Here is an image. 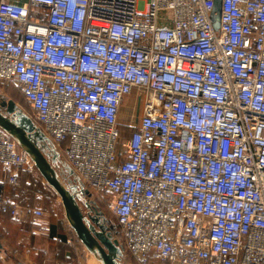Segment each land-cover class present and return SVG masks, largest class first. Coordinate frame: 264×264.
Instances as JSON below:
<instances>
[{
	"label": "built area",
	"instance_id": "2783aa9c",
	"mask_svg": "<svg viewBox=\"0 0 264 264\" xmlns=\"http://www.w3.org/2000/svg\"><path fill=\"white\" fill-rule=\"evenodd\" d=\"M213 5L0 0V84L106 197L137 264H264V0H221L218 30ZM35 170L0 128V182ZM0 213L45 217L4 199Z\"/></svg>",
	"mask_w": 264,
	"mask_h": 264
},
{
	"label": "water",
	"instance_id": "95a60500",
	"mask_svg": "<svg viewBox=\"0 0 264 264\" xmlns=\"http://www.w3.org/2000/svg\"><path fill=\"white\" fill-rule=\"evenodd\" d=\"M220 11L221 0H214L211 21L215 30L219 29ZM138 108L139 102L135 112L136 119ZM0 128L28 155L37 172L59 197L64 217L86 252L99 264H121L123 248L97 217L102 213L91 215L80 205L79 194L88 193V190L78 185L73 170L61 160L55 146L32 118L11 99H0ZM57 162L62 163L70 179L62 176ZM85 209H89L87 203ZM1 247L0 244V249Z\"/></svg>",
	"mask_w": 264,
	"mask_h": 264
},
{
	"label": "crops",
	"instance_id": "0c3cea01",
	"mask_svg": "<svg viewBox=\"0 0 264 264\" xmlns=\"http://www.w3.org/2000/svg\"><path fill=\"white\" fill-rule=\"evenodd\" d=\"M8 1L15 4L22 2V0ZM26 176L23 174L20 177V184ZM7 187L10 186L0 182V199L14 201L21 207L45 209L44 202L47 199L44 200L41 195L47 194L49 198L53 196L52 189H7ZM55 200L59 202L58 198ZM53 204L56 205V201H53ZM0 244L2 246L0 264L8 262L10 264H80L78 255H82L81 245L73 237L63 238L58 225L51 222L46 214L44 218L28 219L0 213Z\"/></svg>",
	"mask_w": 264,
	"mask_h": 264
},
{
	"label": "rangeland",
	"instance_id": "374dc122",
	"mask_svg": "<svg viewBox=\"0 0 264 264\" xmlns=\"http://www.w3.org/2000/svg\"><path fill=\"white\" fill-rule=\"evenodd\" d=\"M1 98L13 100L16 103V105L24 113L28 115L31 114L28 104L24 101V99L21 97L19 92L17 90H14L12 87L4 86L0 84V99ZM136 108H137V99L135 98V95L133 94L128 96L122 103L120 114H119V127L121 129V133L123 137H127L134 126ZM33 173L34 174H28L22 180L20 186L16 188L7 187V189H52L51 187L47 185V183L44 181V179L40 176V174L36 170ZM91 195H92L91 200L95 202V206L102 213L103 217L107 219V221L110 224V227H112L113 231L111 232V235L113 238H115L119 232V227L116 224V221L110 211V204L107 202L106 197L104 196L102 197L101 195H96V194H91ZM41 196L44 198V200L47 199L46 202H48L47 204L46 202H44L45 209H42L44 213L46 214V216H48L51 222H55L58 225L59 231L61 232V234H64L65 236L74 237V232L72 231V229L70 228V226L68 225L64 217V212H63L60 200L59 202L55 200V198L59 199L56 193H55V198L54 196L52 197L50 196L49 198L47 194L45 195L42 194ZM80 196H82V199L80 200V205L85 210L83 199L84 200L86 199L83 197L84 195H80ZM53 201L54 202L56 201V205L53 204ZM80 249H81L80 251H82V255L81 256L78 255L80 264H99L92 256H90L86 252V250L83 248L82 245ZM120 263L121 264H137L135 259L132 258L130 254L124 250H123ZM7 264H10V263L8 262Z\"/></svg>",
	"mask_w": 264,
	"mask_h": 264
},
{
	"label": "flooded vegetation",
	"instance_id": "af4514ba",
	"mask_svg": "<svg viewBox=\"0 0 264 264\" xmlns=\"http://www.w3.org/2000/svg\"><path fill=\"white\" fill-rule=\"evenodd\" d=\"M56 165H57V168H58L59 172H61L62 176H63L64 178H66V179H70V178L67 176L66 172L64 171V169H63V167H62V164L59 163V162H57ZM78 198H79V201H80V200L82 199V196H80V194H79ZM87 200H88V201H86V200L83 199V201H84V202H83L84 207H85V204H86V203L89 205V209H85V210H87L91 215H95L96 212H100V211H98V210L94 207V205H93L91 199H87ZM97 217H98V218L100 219V221H102L103 223L105 222L104 217H103L102 214H101V215H98Z\"/></svg>",
	"mask_w": 264,
	"mask_h": 264
},
{
	"label": "trees",
	"instance_id": "16d2710c",
	"mask_svg": "<svg viewBox=\"0 0 264 264\" xmlns=\"http://www.w3.org/2000/svg\"><path fill=\"white\" fill-rule=\"evenodd\" d=\"M60 163V162H59ZM62 164V163H61ZM92 193L90 192V191H88V193H83V197L86 199V201H88L87 199H91V195ZM53 196H55V194H54V192H53ZM92 203H93V205H94V207L98 210V208L95 206V202L94 201H92ZM99 211V210H98ZM104 220H105V222H104V224L106 225V227H107V229L109 230V232H110V234H111V232L113 231V229H112V227H110V224H109V222L107 221V219L106 218H104ZM52 231L54 232L55 230V227L53 226L52 227ZM116 232V231H115ZM62 235V237L64 238L65 237V235L64 234H61ZM115 238H119V232H118V234H117V236L115 237ZM73 239H75V241L77 242V243H79V241H78V239H77V237L75 236V234H74V237H73ZM124 250V249H123ZM124 251H126V250H124ZM127 252V251H126ZM128 253V252H127ZM131 256V255H130ZM132 257V256H131ZM133 258V257H132Z\"/></svg>",
	"mask_w": 264,
	"mask_h": 264
}]
</instances>
